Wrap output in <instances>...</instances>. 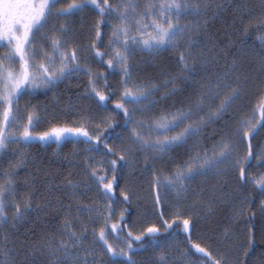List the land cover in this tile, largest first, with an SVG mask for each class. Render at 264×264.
<instances>
[{
  "label": "trees",
  "instance_id": "16d2710c",
  "mask_svg": "<svg viewBox=\"0 0 264 264\" xmlns=\"http://www.w3.org/2000/svg\"><path fill=\"white\" fill-rule=\"evenodd\" d=\"M229 1L231 0H207L212 6L201 15L182 18L181 23L188 25L189 30L183 43L173 53L174 56L171 53L159 56L154 62L136 59L137 77L149 87H158L157 92L163 91L162 95L165 96L154 98L155 94L152 93L144 107L138 110L140 121L145 123H152L164 113L181 108L186 110L199 95L200 85L214 81L218 75L234 71V75L248 78L246 91L233 108L220 119L205 124L200 133L182 147H174L162 153L148 149L142 151L134 144L132 137L123 134L128 125L124 123L123 113L113 106L116 85L113 82V68L107 66L110 54L105 55L102 60L97 57L101 77H107L108 87H105L104 94H111V103L107 109L116 118L113 122L115 128L106 127L103 136L109 137L108 145L116 154L115 148L121 147V144L134 149V171L127 175L126 166H121L122 161L116 169L117 186L113 202L119 214L117 234L123 239L136 223V217L139 220L136 206L129 199L125 201L121 193L126 195L125 189L130 187L136 191L150 192L153 183L159 194L163 192L166 201L161 205L163 219L168 218L169 223L176 220L179 224L181 219L191 218L194 224L192 242L199 243L212 254L211 258L201 261L200 254L193 249L186 258L192 264H212L213 258L221 264H264V192L251 182V178L264 175V161L256 155L258 151H264V132L259 127L258 134L252 140L254 158L249 164L243 165L246 176L249 177L248 182L239 179L236 167L225 164L218 171L185 181V190L179 194L163 182L159 185L155 183L157 176L161 181L173 176L177 168H182L197 153L207 152L210 155L222 138L234 134L241 119L254 115L258 126L264 124L258 107L261 95L264 94V0H232L233 4H229ZM140 2L143 5L146 0ZM71 19L68 18L65 22L76 27L78 20ZM107 27L108 24L101 26L100 41L96 42V47L103 53H109L105 42ZM68 36L73 39L72 33ZM189 39L195 40L196 44L189 47ZM216 49L224 53L217 54L220 61L212 64L213 60L208 62V57ZM181 56L187 58L189 67L194 65L195 76L184 69ZM236 61L240 62L239 66ZM233 62L236 64L235 69ZM75 82L74 78L63 80L50 89L21 98L20 101L27 106L28 112L35 109L41 116L35 133L50 131L53 127H73L95 115L94 107L97 108V104L93 107L88 103L87 99L90 100V97L87 95H83L87 98L83 102L73 100L69 104L66 95L72 92ZM102 82L105 86L104 79ZM54 98H59V105L53 102ZM218 103V100L215 101L213 107ZM47 104L51 105L46 106ZM84 145L85 143L66 141L59 146L55 142H33L27 146L13 144L9 148L10 155L0 160V172H3L18 159L11 155L17 150L23 152L27 159V166L20 168L15 176V201L23 210L25 200L30 199L32 210L23 218L0 227L1 243L7 237L6 247L15 252L12 255L14 264H45L33 248L47 241L57 240L71 213L76 215L79 209L93 205L95 198L92 194L83 193L78 196L73 193L70 184L75 179V169L80 164ZM97 147L108 161L118 159L119 154L105 155L103 143ZM245 155L246 145L241 141L237 146V157L243 158ZM216 192H220L219 197ZM7 212L9 217L15 216V210L11 206L7 208ZM121 213L124 215L123 220L120 219ZM157 221L161 223V218ZM161 232L164 244L176 241L181 253L189 251L186 234L182 229L177 232L175 224L169 230L177 233L175 239L169 232ZM134 247L140 249L134 254L135 260L142 253L153 250H145L138 243H134ZM136 261L138 264L139 261Z\"/></svg>",
  "mask_w": 264,
  "mask_h": 264
},
{
  "label": "snow or ice",
  "instance_id": "6c2138e0",
  "mask_svg": "<svg viewBox=\"0 0 264 264\" xmlns=\"http://www.w3.org/2000/svg\"><path fill=\"white\" fill-rule=\"evenodd\" d=\"M211 6L207 0L204 2L201 0H194V2L193 0H146L143 5L140 0H118L116 4L110 3L109 0H102V2L101 0H68L67 3L65 0H0V47L7 49L3 55H0V160L10 155V145L27 146L34 141L55 142L58 146L65 141L85 143L89 145L87 149L89 152L99 151L97 146L103 143L106 149L105 155H117L108 145L109 137L103 136V132L90 133L85 124L79 127H53L50 131L35 133V128L41 121L39 112L35 109L28 112L26 106L24 115L20 113L22 97L34 94L40 89L55 86L73 73L84 72L90 77L94 76L92 70L81 63L75 47L66 51L70 43L68 33L71 28L66 22L58 23V21H66L92 8L100 16L93 29L95 39L100 41L102 25L108 24L111 28L110 53L99 51L96 44H91L90 47L95 49V56L100 57L101 60L105 55L111 54L112 58L107 60V66L114 69L119 68L123 77L121 81L123 91L119 94L120 100L115 104V110L123 113L126 125H132L136 109L130 110L127 105H141L144 101H148L152 92L156 90L154 87L150 89L132 80L129 59L134 46L155 53L175 47L189 30L188 25L181 23L182 18L187 15H201ZM113 18L118 23L112 24ZM49 32L51 35L48 34ZM41 39L49 42L50 53L40 44ZM188 43L191 47L196 44V41L189 39ZM180 61L184 69L191 76H195L194 65L189 67L188 60L184 56L180 57ZM235 68L236 64L233 62V69ZM262 68H264V58H262ZM100 78L104 79L105 87H108L107 77ZM247 84L248 78L234 75V71L225 72L218 75L214 81L201 84L199 95L192 100V104L186 110L181 108L175 112L161 114L152 123H145L143 120L135 121L134 126L131 127L134 144L142 151L148 149L157 153L188 144L191 138L200 133L205 124L220 119L233 108L244 95ZM89 86L98 107L107 110L111 103V94L106 95L98 91L95 79L89 80ZM217 100L218 105L213 107ZM258 107L261 118L264 119V97L261 98ZM200 113L203 115H199ZM258 127L259 130L264 131V124L257 126L249 119H241L234 129V134L222 138L213 147L210 155L207 152L197 153L182 168H177L173 176L165 177L163 181L157 176L155 183L159 185L163 182L179 194L185 190V181L214 170L218 171L220 166L225 164L236 167L239 179L242 182H248L249 177L246 176L243 165L249 164L254 158L252 140L258 134ZM108 128L114 129L115 125L108 123ZM241 141L246 145V155L238 158L237 146ZM133 151L134 149L129 147V154ZM11 155L18 159L12 162L9 169L0 172V227L23 218L32 210L30 199L25 200L23 210L21 205L15 201V176L20 168L27 166V159L19 150ZM256 155L264 161V151H258ZM121 161L123 162L122 167L130 164V160L125 155L108 161L112 173L111 182L106 180L107 173L97 175L95 169L89 166L93 179L101 188L107 201L114 199L115 186H117L116 169ZM251 182L261 192H264V175L251 178ZM121 195L125 201L128 200L127 195L124 193ZM116 202L119 203V201ZM155 204L157 206L160 204L158 192L155 195ZM9 206L15 210L14 217L8 215ZM108 209L105 223L111 219V203H108ZM159 215L165 232H169L175 224L177 232L182 229L186 234L189 251L181 253L185 259L193 249L195 253L200 254L201 261L212 257L205 247L192 242L191 232L194 224L191 218L181 219L177 224L176 220L172 223L164 220L163 212ZM101 217L104 219L103 213ZM120 219H124L123 213ZM118 227L117 224H112L111 231L116 232ZM68 235L69 240L74 241L71 247L73 249L79 247L83 237L78 236L74 231H69ZM162 235L161 227L157 226L147 227L139 235H133L129 230L123 238L127 249L125 250L124 247L113 246L105 230L101 228L97 242L104 249L110 264H137L133 256L140 249L134 247V243H138L145 250L151 248L158 251L160 254L157 264H170V257L161 239ZM169 235L175 239L177 233L169 232ZM46 250L57 258L59 264H96L95 260H88L91 250L86 249L85 254L81 255L71 251L69 243L63 240L59 242L58 247L49 244ZM9 255L11 253L5 251V258ZM61 255L64 257L63 261H60ZM0 264H5V261L0 260ZM212 264H221V262L213 258Z\"/></svg>",
  "mask_w": 264,
  "mask_h": 264
},
{
  "label": "rangeland",
  "instance_id": "374dc122",
  "mask_svg": "<svg viewBox=\"0 0 264 264\" xmlns=\"http://www.w3.org/2000/svg\"><path fill=\"white\" fill-rule=\"evenodd\" d=\"M67 2L68 0H65V3ZM109 2L112 4H116L118 3V0H109ZM233 3L234 1L232 0L229 1V4H233ZM70 18L72 19L75 18L76 21L78 20V24L76 25V27L71 26V24L69 25L71 28V31L69 33H72L73 39H70V43L66 51H70L71 48L75 47L77 49V54L78 57L80 58L81 63L83 65H86L87 68H90L94 76L90 77L84 72L73 73L71 76H69L67 79L74 78L76 79V82L72 86L73 87L72 92L68 93L66 95V98L69 101V104L72 103L73 100L77 101V103H80L83 102L84 98L87 99L86 97H84L87 95L90 97V100L87 99L88 103H90L94 107V105L97 104V101L91 95L89 80L95 79L98 91L104 93L105 90V86L103 85L102 79L100 78L102 75L100 72L99 60L95 56L94 49L90 47L91 44H96L97 42V40L95 39V34L93 29L96 22L100 19V16L98 15L97 11H95L92 8H89L86 9L83 13L77 14L76 16ZM58 23H65V21L60 20L58 21ZM111 23L116 24L118 23V21L113 18L111 20ZM47 31L48 30H46V32ZM105 31H106V36H105L106 48L110 53L111 49L109 47V42L112 39V31L109 26L106 28ZM48 34L51 35L50 32ZM71 41H73L74 43ZM182 43H183V38L178 41L175 47L168 48L167 50L161 51L159 53L149 52L138 46H134V51L129 59V67L131 71L132 80L139 85H143L145 87L152 89L153 87H149V85H146L137 77L138 74L136 70L137 64L135 65V63H137L136 59L138 60L140 59L143 61L147 59L149 62L151 61L154 62L156 61V59H158L159 56H164L170 53L172 56H174L175 54L173 53L177 51L176 49ZM40 44L45 49H47L49 53L51 52L50 44L46 39H41ZM6 51H7L6 48L0 47V55H3L4 52ZM221 53H224V51H217L216 49L214 54L208 57L209 59L208 62L213 60L212 64H214L215 62L220 61L219 59H217L216 56L217 54H221ZM111 58L112 56L110 54L109 59ZM236 63L239 66L240 62L236 61ZM112 71L114 72L113 82L114 85H116L114 91L115 99L113 103V106H115V104L120 100L119 94L122 93L123 91V87L121 84L123 77L122 74L120 73L119 68H115V69L113 68ZM51 87L54 86H50L47 89H50ZM155 89L156 90L152 92L155 94L154 98L158 96L165 98V96L162 95L163 91L157 92L158 87H156ZM262 89L264 91V87ZM40 90H46V89H40ZM40 90L36 91L35 93L39 92ZM261 97H264V94L261 95ZM58 101L59 98H54L53 100V102H55L56 105H59L57 104ZM146 102L147 101H144L141 105H132V104L127 105V107H129L130 110L136 109V111L134 112L133 124L128 125V129L126 130V132L123 133L125 136L129 135L130 137H132L131 127L134 126L135 121H140V116H138V110H141ZM48 105L51 104H47L46 106ZM82 108L83 110L85 109L84 107ZM25 110H26V106H24V104L20 101V113L22 116L24 115ZM94 113L95 115L89 117L87 123H85V120L83 123H81V124H85L87 130L90 133L99 134L100 132H104L106 130V127H108V123H113L116 119L109 109L104 110L98 107V105L97 108L94 107ZM247 119L251 120L254 125L258 126L257 118H255L254 115L249 116ZM81 124L75 125L73 127H79L81 126ZM34 142H40V141H34ZM62 143L63 142H61L60 144ZM88 148H89L88 144H85L84 148H82L81 156H80V164L79 166L76 167L75 179L70 184L74 194L81 196L83 193L86 194L89 193L92 194V196L95 198V201L93 205L88 206L84 209H79L76 215L74 214V212L69 215L67 222L64 224L65 228L57 240L47 241L46 243L36 245L33 248L35 252L40 254L39 257L42 258V261L45 264H59L57 258L52 256L50 253H48L46 249L49 246V244L58 247L59 242L61 240H63L66 243H69V248L71 251H74L81 255L85 254L84 250L86 249L91 250L90 254H88L89 261L95 260L96 264H110L108 260V256L104 253V249L97 242V236L101 228L105 230L109 242L113 246L124 247L125 250H127L122 237L119 236V234H117L118 229L116 232H112L110 229L112 224H118L119 214H117L116 212L117 209L116 204L113 202V200L112 201L106 200V197L103 195L101 188L97 186L95 180L93 179L91 175V169L89 167L91 165L92 168L95 169L97 175H105L107 173L106 180L108 182H111L112 173L110 170L108 160L100 151L89 152L87 151ZM115 149L117 151V154H119V156L125 155V157L130 160V164L126 166V173L127 175L129 173L131 174L135 169V161L133 159L134 157L133 153L129 154L128 152L129 146L121 144V147H117ZM125 192L126 195L128 196L129 201H131L136 206L137 213L139 214V220L136 217L135 220L136 223L133 224L131 229L134 235H139L142 231L146 230L147 227H151V226L161 227V230H164L161 223L158 222L157 219L161 218V216L159 215V213L161 212V205L163 203L165 204L166 201L162 192L161 194H159L162 202L160 201L159 206L155 204V195L158 192L156 191L155 184L153 183L151 184L150 192H145L140 190L136 191L132 187L125 189ZM216 193H217L216 195L219 197L220 195L218 194H220V192H216ZM108 203H111L112 213H111V219L108 220L107 223H105L109 211ZM101 213L104 214V219H102ZM69 231H74L78 236L83 237L80 246L75 249L71 247L74 241L69 240V235H68ZM117 237H119V239H117ZM5 244H6L5 241L4 243H1L0 241V260L5 261V264H11L13 261L12 258L14 256L13 255L14 251H11V249L6 247ZM5 251L11 253V255L5 258L4 256ZM165 251L170 257V264H178V262H180V264H184V263L189 264V262H191L189 259L186 260L183 258V256L181 255L180 245L176 241L165 243ZM159 254L160 253L156 250L146 251L142 253L140 257H137L136 260L139 261L138 264L141 263L157 264ZM134 257L135 256H133V258ZM63 260L64 257L61 255L60 261Z\"/></svg>",
  "mask_w": 264,
  "mask_h": 264
}]
</instances>
